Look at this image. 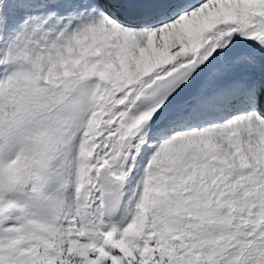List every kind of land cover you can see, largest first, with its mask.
Listing matches in <instances>:
<instances>
[{
  "label": "snow or ice",
  "instance_id": "snow-or-ice-1",
  "mask_svg": "<svg viewBox=\"0 0 264 264\" xmlns=\"http://www.w3.org/2000/svg\"><path fill=\"white\" fill-rule=\"evenodd\" d=\"M0 264H264V0H0Z\"/></svg>",
  "mask_w": 264,
  "mask_h": 264
}]
</instances>
